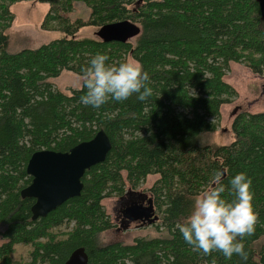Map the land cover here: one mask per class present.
I'll use <instances>...</instances> for the list:
<instances>
[{
	"label": "trees",
	"instance_id": "16d2710c",
	"mask_svg": "<svg viewBox=\"0 0 264 264\" xmlns=\"http://www.w3.org/2000/svg\"><path fill=\"white\" fill-rule=\"evenodd\" d=\"M0 0V264H63L83 246L88 264H244L239 256L204 255L187 244L177 225L193 209L194 199L210 186L217 170L231 177L244 172L252 180L259 221L244 238L247 264H264V111H239L231 122L232 140H209L219 127L220 109L237 91L224 77L230 63L256 75L264 73V20L255 0H39L48 4L41 27L64 36L37 48L7 51L10 5ZM89 9L87 18H70L75 3ZM128 19L140 33L131 40L103 42L77 33ZM97 52L109 64L141 63L153 95L109 100L85 107L81 85L64 93L53 78L62 71L80 75ZM109 136L105 160L81 178L79 196L46 217L31 219L32 198L20 191L31 181L26 165L40 149L68 151L99 129ZM149 175L157 178L147 201L160 214L157 236L132 243L100 242L115 226L103 200L135 193ZM137 193V192H136ZM140 195V193H139ZM226 199H234L228 191ZM25 249L24 254L19 249Z\"/></svg>",
	"mask_w": 264,
	"mask_h": 264
},
{
	"label": "clouds",
	"instance_id": "9594fccd",
	"mask_svg": "<svg viewBox=\"0 0 264 264\" xmlns=\"http://www.w3.org/2000/svg\"><path fill=\"white\" fill-rule=\"evenodd\" d=\"M107 53L97 52L81 68L78 82L85 93L80 103L85 107L100 108L109 100L124 102L136 96L145 101L153 95L148 86V72L137 61L109 64ZM224 172L217 170L210 186L198 194L193 209L183 223L177 225L184 241L194 250L210 255L220 252L226 259L234 255L247 264L248 252L244 238L254 234L259 213L254 210L252 180L240 172L224 183ZM228 191L234 199H226Z\"/></svg>",
	"mask_w": 264,
	"mask_h": 264
},
{
	"label": "rangeland",
	"instance_id": "374dc122",
	"mask_svg": "<svg viewBox=\"0 0 264 264\" xmlns=\"http://www.w3.org/2000/svg\"><path fill=\"white\" fill-rule=\"evenodd\" d=\"M10 10L13 14V20L6 30L10 38L7 46V51L9 52H17L24 48H37L41 44L64 36V33L59 30H44L41 27L43 18L48 10V4L46 2L22 0L12 3ZM88 13L89 9L82 3L77 2L74 5L73 11L67 15L70 18H87ZM94 32L95 28H83L77 35L92 36ZM127 60L133 61L130 57ZM79 76L71 71L65 70L58 77L53 78V82L56 88L67 94L72 89L80 87L78 82ZM224 81L237 91V96L231 103L224 104L221 107L219 127L209 136L210 141L219 145L227 144L232 140L230 126L237 112L248 111L253 113L264 111V73L262 75H256L243 66V64L231 62L230 69L225 75ZM156 178V175H149L134 191V194L130 193L128 195L125 193L123 197L112 196L103 200L104 209L110 215L115 226L101 233L100 242L102 244H108L114 241L129 244L136 237L157 236L159 231L156 230L154 225L160 224L161 222L160 214L157 211H155V214L158 215V220L151 225L140 224L138 222L134 223L127 220V223L123 226L124 228L121 229L122 226L118 225L119 222H117L119 220L122 222V212L120 209L123 210L125 206H128L133 200L135 201L139 193L143 195L144 202L150 197L149 187ZM3 229L4 226L0 224V232ZM1 242L0 238V244ZM262 245H264V236L255 242L256 248ZM19 252L24 254L26 250L21 248Z\"/></svg>",
	"mask_w": 264,
	"mask_h": 264
},
{
	"label": "water",
	"instance_id": "95a60500",
	"mask_svg": "<svg viewBox=\"0 0 264 264\" xmlns=\"http://www.w3.org/2000/svg\"><path fill=\"white\" fill-rule=\"evenodd\" d=\"M264 20V0H255ZM140 27L128 19L106 23L95 31L101 41L127 42L138 36ZM111 141L104 129H99L92 138L79 142L68 151L40 149L31 154L26 165L30 183L20 191L22 198L34 199L30 207L31 219L46 217L70 198L79 196L86 170L105 160L111 149ZM130 222L154 224L158 220L154 208L132 201L123 210ZM142 222V223H141ZM144 224V223H143ZM63 264H88V255L83 246L75 248Z\"/></svg>",
	"mask_w": 264,
	"mask_h": 264
},
{
	"label": "flooded vegetation",
	"instance_id": "af4514ba",
	"mask_svg": "<svg viewBox=\"0 0 264 264\" xmlns=\"http://www.w3.org/2000/svg\"><path fill=\"white\" fill-rule=\"evenodd\" d=\"M138 197V198H137ZM137 197H136V199H135V201H137V202H140L141 204H143V205H149L150 203L146 200L145 202H144V199H143V195L142 194H140V195H137ZM134 201V200H133ZM142 202H144V203H142ZM130 205V204H129ZM127 206H125V208H126ZM124 208V209H125ZM123 209V210H124ZM123 210H121L120 209V211L122 212V215H121V219H122V222H120V220L119 221H117V222H119L118 223V225H120V226H122V228L121 229H123L124 227L123 226H125L124 224H126L127 223V218L124 216V214H123ZM117 220H118V218H117ZM124 221V222H123ZM134 223H137V222H134ZM139 223V222H138ZM142 223V222H141ZM145 225H147V223L146 222H143ZM151 225V224H150ZM127 226V225H126ZM117 228V227H116Z\"/></svg>",
	"mask_w": 264,
	"mask_h": 264
}]
</instances>
